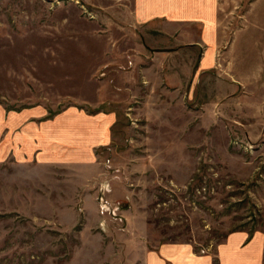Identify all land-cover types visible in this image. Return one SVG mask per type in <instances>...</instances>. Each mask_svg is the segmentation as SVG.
I'll return each instance as SVG.
<instances>
[{
  "label": "rangeland",
  "instance_id": "rangeland-1",
  "mask_svg": "<svg viewBox=\"0 0 264 264\" xmlns=\"http://www.w3.org/2000/svg\"><path fill=\"white\" fill-rule=\"evenodd\" d=\"M216 29L198 73V52L155 53L175 38L132 25L130 0H0V264H113L140 234L202 253L264 230V97L233 87L223 55L237 32L239 59L263 56L264 0H218ZM66 113L104 143L94 129L89 155L32 157Z\"/></svg>",
  "mask_w": 264,
  "mask_h": 264
},
{
  "label": "crops",
  "instance_id": "crops-1",
  "mask_svg": "<svg viewBox=\"0 0 264 264\" xmlns=\"http://www.w3.org/2000/svg\"><path fill=\"white\" fill-rule=\"evenodd\" d=\"M217 13L218 0H130L132 25L145 29V32L149 30L158 33V35L169 34L175 38V43H177L175 47L155 46L154 48L157 49L155 53L166 57L172 53L182 54L185 49L196 52V54L198 52V73H201L202 70H211L216 60L218 53L216 44ZM187 26L199 27L201 29L199 35L190 36L185 33ZM170 28H173L172 31ZM169 31L171 32L169 33ZM235 34L232 35L228 46L225 47V53H223L225 64L236 65L237 68L231 72L233 87L240 86L244 91L247 87L248 97L258 100L264 97V54L262 59L259 58L256 62L250 61V58L243 61L241 58L239 59L234 44ZM169 42L170 40L167 39V43ZM234 96L238 97L242 94L238 95L236 90L232 97ZM29 117L23 116L21 119V126H23L21 130L22 154H26L28 150L26 143L29 144V138L27 139L23 131L29 127H26L30 123L31 118ZM89 119L81 115L74 118L68 113L57 115L52 121L45 124L46 127L48 126L47 129L51 128L55 132L49 136L50 138H47V146L41 145V133L37 138L36 136L30 138L31 156L35 157L37 153L39 155L41 153H57L60 159L56 163L63 164L62 156L64 159L72 160L75 154L89 155L90 136H93L90 135V132H93L94 129L99 130V133L95 134L101 144L107 138L106 127L98 126L104 118L97 117L96 125L99 128L93 125L94 129L92 130ZM92 120L95 119L92 118ZM255 121L261 124L263 120L256 119ZM74 122L80 126H76ZM84 124L85 126H83ZM74 129L80 133L74 134ZM262 130L264 131V124L261 126ZM75 139L80 141L79 146L73 144ZM64 164H69L68 160ZM200 250L201 248L195 247L192 243L149 245L146 237L140 234L131 237L128 243L116 244L111 257L114 261L113 264H264V230H256L252 233L246 230L230 232L213 249L204 248V253H201ZM108 261H111V258H108Z\"/></svg>",
  "mask_w": 264,
  "mask_h": 264
},
{
  "label": "built area",
  "instance_id": "built-area-1",
  "mask_svg": "<svg viewBox=\"0 0 264 264\" xmlns=\"http://www.w3.org/2000/svg\"><path fill=\"white\" fill-rule=\"evenodd\" d=\"M202 253H204V252H202Z\"/></svg>",
  "mask_w": 264,
  "mask_h": 264
}]
</instances>
